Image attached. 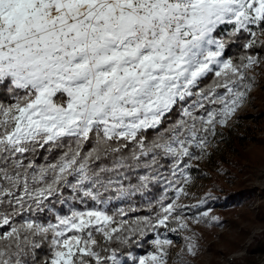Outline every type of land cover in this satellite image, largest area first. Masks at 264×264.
I'll use <instances>...</instances> for the list:
<instances>
[{"label": "snow or ice", "instance_id": "obj_1", "mask_svg": "<svg viewBox=\"0 0 264 264\" xmlns=\"http://www.w3.org/2000/svg\"><path fill=\"white\" fill-rule=\"evenodd\" d=\"M261 65L264 0H0V264L196 258Z\"/></svg>", "mask_w": 264, "mask_h": 264}, {"label": "rangeland", "instance_id": "obj_2", "mask_svg": "<svg viewBox=\"0 0 264 264\" xmlns=\"http://www.w3.org/2000/svg\"><path fill=\"white\" fill-rule=\"evenodd\" d=\"M253 74L256 75V85L252 90L250 101L237 113L233 126L222 130L223 137L219 140L218 146L212 150V155L199 162V168L193 170L195 179L189 189L190 193L195 199L202 197L208 191H211L214 197H218L210 202V206L213 213L221 217V224L212 227L201 224L196 229L200 236L201 248L194 259L186 253L182 259L178 256L184 249L182 237L187 233H169L173 246L168 264H186L187 261H191V264H211L212 260H218L219 264H264V222H260L264 218V211L263 209L260 211L258 207V204L264 200V164L253 166L246 175L243 173L241 177H234L231 180L227 173L228 160L238 151L234 144L237 143L243 150H248L254 144L250 136H264V126H261L253 130L249 129L247 132L249 137L237 138L248 124L256 123L254 117L260 104L264 102V70L257 67L253 70ZM257 94L261 96L260 99L255 98ZM251 131H254L252 135ZM246 177L254 190L253 202L227 197L218 187L225 184L235 186L240 178ZM233 245L236 247L225 253ZM247 256L252 259L245 258Z\"/></svg>", "mask_w": 264, "mask_h": 264}, {"label": "trees", "instance_id": "obj_3", "mask_svg": "<svg viewBox=\"0 0 264 264\" xmlns=\"http://www.w3.org/2000/svg\"><path fill=\"white\" fill-rule=\"evenodd\" d=\"M261 70H264V65H261ZM260 95H255V98L260 99ZM260 101V100H259ZM255 121L254 124H248L246 129H244V132L240 133L239 137L237 138H247L250 135L247 134L248 130L255 129L257 127L264 126V102L260 104L258 111L255 115ZM254 125V126H253ZM262 128H260L261 130ZM251 135L254 133V131H251ZM249 138L252 139L254 144L249 147L248 150H243L240 146L237 145V143L234 144L237 148V153L234 155V157L230 160H228V176L229 180L233 179L234 177H241L243 173L245 175L251 170V167L253 166H259L261 164H264V136L262 137H256L254 135L250 136ZM235 149V147H233ZM247 177L242 179L240 178V181L235 186H228L225 184V186H218L220 187V190L226 193L227 197H237V199L241 200H247L250 202L254 201V190L252 189L251 185L247 181ZM216 186V184H215ZM263 192V191H262ZM264 197V196H263ZM258 207L263 209L264 211V200L262 203L258 204ZM264 222V218L260 220L261 223ZM236 245H233L229 247V249L225 253H229L232 251ZM247 259H252L250 256L245 257ZM211 264H219L218 260H212Z\"/></svg>", "mask_w": 264, "mask_h": 264}]
</instances>
